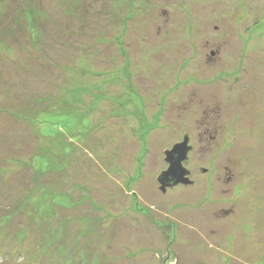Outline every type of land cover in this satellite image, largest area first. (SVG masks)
<instances>
[{
    "label": "rangeland",
    "instance_id": "obj_1",
    "mask_svg": "<svg viewBox=\"0 0 264 264\" xmlns=\"http://www.w3.org/2000/svg\"><path fill=\"white\" fill-rule=\"evenodd\" d=\"M0 264H264V0H0Z\"/></svg>",
    "mask_w": 264,
    "mask_h": 264
},
{
    "label": "water",
    "instance_id": "obj_2",
    "mask_svg": "<svg viewBox=\"0 0 264 264\" xmlns=\"http://www.w3.org/2000/svg\"><path fill=\"white\" fill-rule=\"evenodd\" d=\"M189 143V136H186L183 142L174 145L171 150L165 152V161L168 164V169L163 171L157 178L160 191L164 194H166L168 189L179 185H194L190 178L191 172L184 165L188 161L189 153L192 150Z\"/></svg>",
    "mask_w": 264,
    "mask_h": 264
},
{
    "label": "flooded vegetation",
    "instance_id": "obj_3",
    "mask_svg": "<svg viewBox=\"0 0 264 264\" xmlns=\"http://www.w3.org/2000/svg\"><path fill=\"white\" fill-rule=\"evenodd\" d=\"M214 53V52H213ZM240 75L241 74H238L237 76H236V79H238V78H240ZM223 80L225 81V84L227 85L228 84V82H229V80H231V77H230V75H228V76H226L224 79H222V80H213V82H210V83H208V84H206V86H211V85H214L213 87H215L216 89H217V87L220 85V84H222V82H223ZM238 80H240V79H238ZM234 87V94L236 95V96H239V95H243V97H245L246 98V96L244 95V94H241L242 92H241V85H240V88H239V86H233ZM237 87H238V89H237ZM237 90H239V91H237ZM197 98V97H196ZM227 98V97H226ZM226 98L224 99V100H226ZM232 100V99H231ZM234 101H236L237 102V100H234ZM226 102V101H225ZM229 104H232L231 102H229ZM243 106H246L245 107V109L247 108V109H249V106H247L246 104H244ZM195 107H196V105H195ZM233 108L235 107V106H232ZM239 109H241V108H239ZM239 113H241L240 111H239ZM209 116V115H208ZM208 116H206L205 117V120L207 121V120H209L210 118L208 117ZM238 120H239V118H238ZM230 128H231V130L233 131V132H235L236 131V127H240V128H242V126H240V124L238 123V121H237V123H234V124H232L231 126H229ZM229 133V132H228ZM202 135H204V136H200V139H199V141L201 142V141H203V140H209L210 141V143H216V142H218L219 141V133L217 132V130H214V129H212V131L210 130V127L209 128H206V131H205V133L204 134H202ZM220 139H227V138H224V137H222V138H220ZM189 140H192V144L191 143H189V145L192 147V150L190 151V153H189V156H190V154L195 150V147H194V144H193V138H191V137H189ZM182 142V141H181ZM181 142H179V143H181ZM176 144H178V143H176ZM175 144V145H176ZM173 148V147H172ZM166 163V162H165ZM188 162H185L184 163V165L186 166V164H187ZM168 169V164L166 163V167H165V170H167ZM165 170H163V171H165ZM162 171V172H163ZM190 171V170H189ZM161 172V173H162ZM191 172V171H190ZM200 172L201 173H203V174H207L208 173V170H206V169H200ZM231 176L227 179V183H230V184H233L234 182H235V178H234V175H233V173L231 172V174H230ZM190 178H191V180L194 182V185H195V181L193 180V173L191 172V175H190ZM159 184V183H158ZM194 185H192V186H190V187H193ZM160 186V185H159ZM179 187H182V185H179V186H177V187H175V188H172V189H168L167 190V192L169 191V190H174V189H176V188H179Z\"/></svg>",
    "mask_w": 264,
    "mask_h": 264
}]
</instances>
